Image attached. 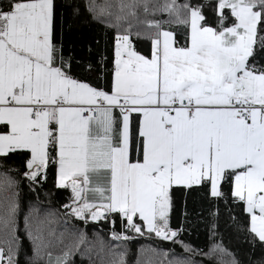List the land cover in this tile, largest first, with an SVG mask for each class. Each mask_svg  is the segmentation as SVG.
Listing matches in <instances>:
<instances>
[{
  "label": "snow or ice",
  "instance_id": "6c2138e0",
  "mask_svg": "<svg viewBox=\"0 0 264 264\" xmlns=\"http://www.w3.org/2000/svg\"><path fill=\"white\" fill-rule=\"evenodd\" d=\"M177 7L185 14L183 43L166 29L172 21L141 19L148 0H86L91 20L116 32L110 80L103 83V67L92 82L64 56L56 0H0V160L26 158L22 173L0 163V264H22L25 238L32 251L25 264H45V256L47 264H71L84 242L81 232L54 262L48 217L55 214L41 219L32 206L21 230L20 181L11 173L37 191L50 169L56 186L71 190L66 216L105 221L120 245L133 238L129 232L183 245L180 230L170 226L174 186H204L220 198L224 183L243 202L254 239L264 243V67L254 63L264 52V0L178 6L173 0L159 11L171 15ZM73 11L80 14L79 7ZM145 23L155 29L150 55L133 43ZM214 251L231 256L220 246L204 255ZM112 254L119 259L111 264H125L124 252ZM167 264L193 262L174 256Z\"/></svg>",
  "mask_w": 264,
  "mask_h": 264
},
{
  "label": "trees",
  "instance_id": "16d2710c",
  "mask_svg": "<svg viewBox=\"0 0 264 264\" xmlns=\"http://www.w3.org/2000/svg\"><path fill=\"white\" fill-rule=\"evenodd\" d=\"M57 23L56 40L63 45V53L66 58H71L74 72L80 74L84 71L86 78L95 82L100 69H105L103 83L110 80V69L114 56L115 29H106L103 25L91 20V14L87 13L84 4L86 0H56ZM111 0H96L97 4L103 5ZM204 0H175V5L184 3L197 4ZM149 13L141 12L142 20L161 19L172 21L166 25V29L174 31L176 37L183 43L185 27L179 21L185 18L184 10L177 7L170 15L168 12L159 11L160 8L173 3V0H148ZM79 7L80 14H74L73 9ZM157 9L155 15L152 9ZM210 26H215V14L211 8L204 12ZM141 36L133 37V43L141 54L150 55L151 41L149 37L155 29H148L147 24L140 28ZM103 58V64L99 63ZM251 59V58H250ZM256 67H264V52L257 51L254 61ZM91 64L92 70L87 71ZM83 78V77H82ZM6 168L19 169L22 173L25 169L26 158L22 155H12L8 160H0ZM3 169H0L2 171ZM20 181L19 192L23 212L20 216L21 230L23 228V215L29 211V207L39 209L40 218L46 213H54L48 219L52 223L48 228L52 231L53 245L50 248L52 256H62L65 246L75 244L81 232L85 236L83 243L79 244V250L71 257V264H111L118 260L113 252H124L125 264H137L151 260L153 264H167V260L174 256L181 259H190L193 264H229L232 259L238 264H264V243L250 232V217L243 210V202L238 201L231 195V188L224 183L220 198L212 197L209 190L204 186H193L185 189L183 186H174L172 190L173 207L170 212V226L178 229L177 239L187 245L192 251L186 252L180 243L164 241L155 234L139 236L127 233L133 238L120 245L111 239V225L105 221L91 222L87 224L75 217H67L66 210L62 207L70 202L71 190L58 188L55 183L54 170H49L48 179L42 185L36 186L37 191H32L29 182L11 173ZM65 219L68 223L65 224ZM120 231L117 223L115 226ZM75 232V237L67 235L61 237V233ZM63 239V243L58 241ZM103 240L101 249L99 243ZM25 246L18 259L25 264L27 258L32 255L31 244L25 238ZM113 246H117L113 248ZM217 246L225 249L231 256L214 251L211 256L204 255L210 249ZM145 249L142 253L141 249ZM152 249L156 251L153 252ZM163 253H168L165 257ZM48 257L44 261L47 264Z\"/></svg>",
  "mask_w": 264,
  "mask_h": 264
},
{
  "label": "crops",
  "instance_id": "0c3cea01",
  "mask_svg": "<svg viewBox=\"0 0 264 264\" xmlns=\"http://www.w3.org/2000/svg\"><path fill=\"white\" fill-rule=\"evenodd\" d=\"M53 257V261L55 262V258L57 257V256H52Z\"/></svg>",
  "mask_w": 264,
  "mask_h": 264
},
{
  "label": "built area",
  "instance_id": "2783aa9c",
  "mask_svg": "<svg viewBox=\"0 0 264 264\" xmlns=\"http://www.w3.org/2000/svg\"><path fill=\"white\" fill-rule=\"evenodd\" d=\"M89 221H91V220H89ZM93 222H95V221H93Z\"/></svg>",
  "mask_w": 264,
  "mask_h": 264
},
{
  "label": "clouds",
  "instance_id": "9594fccd",
  "mask_svg": "<svg viewBox=\"0 0 264 264\" xmlns=\"http://www.w3.org/2000/svg\"><path fill=\"white\" fill-rule=\"evenodd\" d=\"M91 222H93V221H91ZM95 222H97V221H95Z\"/></svg>",
  "mask_w": 264,
  "mask_h": 264
},
{
  "label": "rangeland",
  "instance_id": "374dc122",
  "mask_svg": "<svg viewBox=\"0 0 264 264\" xmlns=\"http://www.w3.org/2000/svg\"><path fill=\"white\" fill-rule=\"evenodd\" d=\"M52 238V237H51ZM52 240H53V238H52Z\"/></svg>",
  "mask_w": 264,
  "mask_h": 264
}]
</instances>
